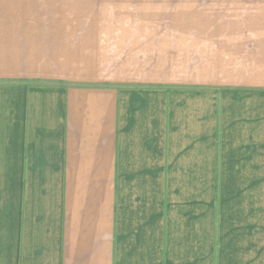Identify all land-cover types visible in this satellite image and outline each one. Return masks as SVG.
<instances>
[{
    "label": "crops",
    "instance_id": "obj_1",
    "mask_svg": "<svg viewBox=\"0 0 264 264\" xmlns=\"http://www.w3.org/2000/svg\"><path fill=\"white\" fill-rule=\"evenodd\" d=\"M71 3L0 0V264H264V0Z\"/></svg>",
    "mask_w": 264,
    "mask_h": 264
},
{
    "label": "rangeland",
    "instance_id": "obj_2",
    "mask_svg": "<svg viewBox=\"0 0 264 264\" xmlns=\"http://www.w3.org/2000/svg\"><path fill=\"white\" fill-rule=\"evenodd\" d=\"M74 1H77V0H73V3H71V4L75 5L74 3H77L78 4L77 7H84V10L86 12H90L91 11L92 6H93L94 3H95L94 5H97L98 4L97 3L98 0H78L77 2H74ZM111 1L112 0H100L101 3L102 2H111ZM79 4L80 5H83V6H79ZM87 19H91V14L90 13H89Z\"/></svg>",
    "mask_w": 264,
    "mask_h": 264
}]
</instances>
